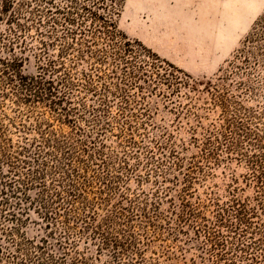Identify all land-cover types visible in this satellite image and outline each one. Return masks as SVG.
Returning <instances> with one entry per match:
<instances>
[{
  "label": "rangeland",
  "instance_id": "374dc122",
  "mask_svg": "<svg viewBox=\"0 0 264 264\" xmlns=\"http://www.w3.org/2000/svg\"><path fill=\"white\" fill-rule=\"evenodd\" d=\"M21 1L15 0V6L0 19V59L9 62L22 59L18 70L24 76H34L41 64L58 57L59 48L41 46L42 41L49 43L53 38L46 33L47 26L35 23L34 13L30 14L33 6H19ZM28 1L34 3V0ZM14 13H22L19 16L22 24L8 22ZM263 15L264 0L123 1L116 18L117 29L191 79L177 91L169 85H175L178 73L153 57L142 56L145 69L153 78L141 91L128 90L129 106L136 114L132 119L133 132L120 133L123 124L117 119L119 99L112 106L111 116L116 118L111 119L110 127L101 136L104 153L110 157L112 181H115L116 195L111 206L121 203L122 196L135 199L140 195L141 201L148 203L159 197L162 201L158 211L148 208L154 224L137 222L135 251L129 257L124 256L120 264H217L216 252L207 243L206 227L202 224L213 227L219 205L227 204L232 194L242 200L252 199L255 188L247 160L240 154L244 150L229 156L222 149L207 158L204 142L211 131L225 129L231 114L236 112L242 116L248 111L264 109V48L257 42H247ZM244 48L253 53L249 61L239 56ZM81 68H87V63ZM2 70L0 63V146L5 147L0 156V172L5 174L3 179L0 177V192L7 190L6 195L0 193V244L15 250L16 245L6 233L13 235L17 242L25 239L35 244L48 236L50 250L59 255V234L48 235L51 228H47L38 210L39 189H30L29 198L18 192L10 200L13 207L5 208L1 199L10 197V186L23 185L20 174L10 173L12 165H18L22 173L33 168L32 164L27 168L20 162L33 157L35 148L21 153L22 147L40 141L41 133L49 129L74 139L76 128L72 122L87 130L91 116L81 108L69 123L66 119L59 121L58 111L54 112L46 104L18 102L2 79ZM158 73H166L168 80L161 81ZM80 90L71 93V107L83 99L89 109L94 98ZM214 90L234 101L229 103V114H224L217 105ZM160 145L168 155L172 150L178 152L184 161L181 172L175 168L164 172L167 163L158 151ZM154 153V161L149 160V155ZM189 166L194 172L186 190L188 182L184 175ZM46 183L49 184V179ZM164 189L168 191L166 196ZM182 200H187L196 213L187 220L183 218ZM19 201L21 206L16 205ZM12 212L17 213L20 221L12 219ZM98 212L103 214L101 209ZM17 224L18 231H15ZM220 229L224 232V228ZM71 240L76 245L69 250V257L82 259L85 264H118L106 250L99 251L97 243L87 234L72 233ZM23 243L31 247L28 242Z\"/></svg>",
  "mask_w": 264,
  "mask_h": 264
},
{
  "label": "trees",
  "instance_id": "16d2710c",
  "mask_svg": "<svg viewBox=\"0 0 264 264\" xmlns=\"http://www.w3.org/2000/svg\"><path fill=\"white\" fill-rule=\"evenodd\" d=\"M123 1L34 0L31 3L22 0L19 3V6H33L30 14L34 13L35 23L47 26L46 33L53 39L49 43L42 41L41 46L45 49L57 46L59 53L56 59L49 58L47 63L41 64L38 74L34 76H24L18 70L22 59H14L13 62L0 59L3 65L2 79L18 102L46 104L54 112L58 111L59 121L66 119L71 123L81 108L91 117L87 130L72 122L76 128L74 139L60 136L49 129L41 133L40 141L22 147L21 153H28L30 147L35 148L33 157L20 162L27 168L32 164L33 168L29 167L27 172L22 173L18 165H12L10 173L20 174L19 180L23 185L10 186V197L1 199L2 206L13 207L10 200L18 192H23L29 198L30 189H39L36 198L38 210L46 220L47 228H51L48 235L59 234L61 253L57 255L50 250L48 236L35 244L25 239L17 242L13 235L6 233L16 248L9 250L0 244V264H85L82 259L69 257V250L76 245L75 240H71L72 233L87 234L91 241L97 243L99 251L106 250L112 260L120 264L124 256L129 257L135 251L137 222H155L153 217H149L148 208L151 206L153 211H158L162 202L160 197L148 203L142 202L140 195H136L135 199L122 196L121 203L111 206L116 188L110 172V157L104 153L105 144L101 136L110 127L111 119L116 118L111 116L116 99L120 101L117 119L123 124L120 133L134 131L132 119L136 114L129 106L128 90L141 91L153 78L141 61L144 56L153 57L178 73L172 74L175 75V85H169L175 86L177 91L191 78L168 62L161 61L138 41L130 40L117 29L116 18ZM14 2L0 0V19L15 6ZM21 14H11L8 22L22 24ZM247 42H257L264 48V15L254 25ZM239 56L249 61L253 53L244 48ZM84 63H87V68L79 69ZM154 68H158V65ZM181 73L183 77L179 75ZM157 75L161 81L168 80L166 73ZM79 88L94 98V104L89 109L83 99H80L79 105L71 107V93ZM213 95L224 114H229V103L234 101L217 90ZM231 98L234 99L233 96ZM94 134L95 137L92 136ZM128 139L131 142V138ZM204 145L208 148L207 158L215 156L222 149L229 156L244 150L240 154L247 160L255 188L252 199L242 200L232 194L227 204L219 205L213 227L202 224L206 227V241L216 252V263L223 260L225 264H264V109L248 111L242 116L236 112L231 114L225 129L211 131ZM4 148L0 146V156ZM164 150L165 147H158L161 156L166 158L164 172L173 168L181 172L184 161L178 152L172 150L168 155ZM153 155L155 153L149 155V160L154 161ZM193 172V167L189 166L184 175L188 182L186 190L192 183ZM4 176L0 172L1 179ZM48 179L49 184L46 183ZM6 191L2 190L1 195H6ZM164 191L166 196L168 191ZM16 205L21 206L20 201ZM181 205L186 220L196 214L187 200H182ZM100 209L103 214L98 212ZM11 217L19 220L15 212ZM18 225L15 231H18ZM220 228H224V232ZM25 241L31 247H26Z\"/></svg>",
  "mask_w": 264,
  "mask_h": 264
}]
</instances>
